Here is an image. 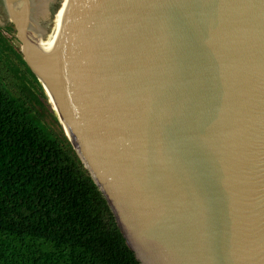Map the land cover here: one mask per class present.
Masks as SVG:
<instances>
[{
	"label": "water",
	"instance_id": "1",
	"mask_svg": "<svg viewBox=\"0 0 264 264\" xmlns=\"http://www.w3.org/2000/svg\"><path fill=\"white\" fill-rule=\"evenodd\" d=\"M3 2L137 263L264 264V0Z\"/></svg>",
	"mask_w": 264,
	"mask_h": 264
},
{
	"label": "trees",
	"instance_id": "2",
	"mask_svg": "<svg viewBox=\"0 0 264 264\" xmlns=\"http://www.w3.org/2000/svg\"><path fill=\"white\" fill-rule=\"evenodd\" d=\"M16 33L0 0V264H138Z\"/></svg>",
	"mask_w": 264,
	"mask_h": 264
},
{
	"label": "rangeland",
	"instance_id": "3",
	"mask_svg": "<svg viewBox=\"0 0 264 264\" xmlns=\"http://www.w3.org/2000/svg\"><path fill=\"white\" fill-rule=\"evenodd\" d=\"M57 5H58V2H56V7H57ZM59 13H60V10L56 14L55 18H52V21H51V24L49 26L48 32L45 33L44 35L36 37L35 38V43H37L39 45L45 43L57 31V29H58V22L57 21H58ZM17 36L18 35L16 33V38H17ZM12 43H13L14 47L19 48V49L22 48V44H21V42H20V40L18 38L17 39H12Z\"/></svg>",
	"mask_w": 264,
	"mask_h": 264
},
{
	"label": "flooded vegetation",
	"instance_id": "4",
	"mask_svg": "<svg viewBox=\"0 0 264 264\" xmlns=\"http://www.w3.org/2000/svg\"><path fill=\"white\" fill-rule=\"evenodd\" d=\"M11 2L13 1V0H10ZM4 6H5V4H4ZM5 11L7 12V9H6V6H5ZM15 27V26H14ZM16 28V27H15ZM17 30V29H16ZM17 32V31H16Z\"/></svg>",
	"mask_w": 264,
	"mask_h": 264
},
{
	"label": "bare ground",
	"instance_id": "5",
	"mask_svg": "<svg viewBox=\"0 0 264 264\" xmlns=\"http://www.w3.org/2000/svg\"><path fill=\"white\" fill-rule=\"evenodd\" d=\"M59 19V18H58ZM58 22V26H59V20L57 21Z\"/></svg>",
	"mask_w": 264,
	"mask_h": 264
}]
</instances>
